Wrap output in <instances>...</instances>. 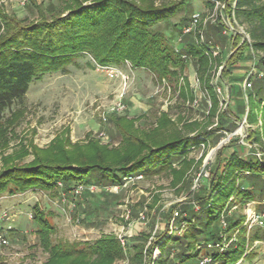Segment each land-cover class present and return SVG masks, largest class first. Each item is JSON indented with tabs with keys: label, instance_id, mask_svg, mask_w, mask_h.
I'll return each mask as SVG.
<instances>
[{
	"label": "trees",
	"instance_id": "1",
	"mask_svg": "<svg viewBox=\"0 0 264 264\" xmlns=\"http://www.w3.org/2000/svg\"><path fill=\"white\" fill-rule=\"evenodd\" d=\"M187 2L171 0L157 6L155 0H48L44 7L33 1L40 17L28 22L0 10V120L6 111L22 103L33 81L46 74L66 71V67L82 55L91 56L101 66L130 62L134 69L151 72L157 81H173L193 64L211 99L208 116L215 117L220 100L214 85H210L209 76L206 77L210 63L219 62L222 58L227 60L222 78L229 77L234 65L246 59L247 48L262 54L258 67L264 70V0L206 2L212 9L217 2L224 4L225 8L222 7L220 14L246 26L252 41L251 45L242 43L228 59L222 55L215 60L207 57L202 46L196 42L176 52L164 32L163 22L179 12L186 13ZM224 27L220 22L219 27L209 28L222 33ZM238 39H234L235 49ZM207 40V44L213 43L211 38ZM183 55L188 59L185 60ZM260 82L262 85L259 86ZM187 87L193 102L195 94L194 91L189 92V82ZM255 87L256 91L248 95L249 89ZM246 92L247 119L254 124L258 119V107L264 100L263 96L256 101L259 95H264V77L249 80ZM253 101L256 103L251 107ZM227 113H221L220 120ZM127 118L114 113L110 120L114 134L122 138L117 147L93 140L80 145L58 141L46 149L35 151V161L30 164L4 167L0 172V198L6 193L14 196L31 189L48 192L51 198L58 197L61 192L71 197L70 191L77 185H96L100 189L123 187L129 177H144L163 171L174 172L175 179L181 181L186 170L176 172L172 169L174 161L186 165L187 153L202 144L209 135L206 130L196 134V128L200 127L196 122L185 124L180 129L166 114L159 120V126L147 133L133 128V125L127 127L123 123ZM233 119L239 120L237 117ZM179 122H182V118ZM219 125L223 127V120ZM192 133L196 135L191 136ZM260 137V133L256 132L254 142L260 143ZM230 146L219 149V161L206 192L202 195H198L200 191L197 192L200 210L194 211L195 207L191 206V209L183 211L180 221L176 222L188 224L183 237L178 239L169 234L160 235L154 247L147 248L150 255L146 263L144 249L149 239L145 234L138 236L135 240L137 243L129 251L132 264H190L200 258V253L210 256V264H238L246 257V243L249 240L252 243L264 241V228L255 227L251 237H247L244 226L246 217L229 216L236 204L251 201L257 202L259 213L264 212V157L258 156V152L242 157L238 151H234L223 158ZM255 151L261 150L255 148ZM97 180L101 182L97 183ZM78 208L86 212L82 202L78 203ZM184 214L186 223L183 222ZM51 216L52 213L44 211L39 205L34 207L36 233L49 254L46 264H114L124 259L128 252V245L123 246L111 234H104L93 243H55ZM235 231H238L241 240L228 245L224 243ZM225 233L228 237H225ZM10 235L17 234L11 232ZM208 245H212V248ZM176 246L177 253L171 255V250ZM155 247L159 248L161 255L153 262L151 254Z\"/></svg>",
	"mask_w": 264,
	"mask_h": 264
},
{
	"label": "rangeland",
	"instance_id": "2",
	"mask_svg": "<svg viewBox=\"0 0 264 264\" xmlns=\"http://www.w3.org/2000/svg\"><path fill=\"white\" fill-rule=\"evenodd\" d=\"M23 1L0 0V10L26 22L36 21L40 14L33 1L44 7L48 3V0H27L23 5ZM170 1L155 0L157 6ZM207 1L212 3L211 0H188L186 13L179 12L173 18L163 22L164 32L175 46L183 24L189 23L193 14L200 13L202 24L199 30L206 32L205 41L208 42L207 38H211L212 44L220 48L221 53L218 58L223 55L228 59L244 43L243 38L240 34L225 35L223 32L217 33L209 28L210 26L219 27L220 22L227 26V18L232 25L235 22L226 15H224L225 20L221 18L220 12L222 7L225 8L224 4L212 9L206 4ZM206 19L209 20L203 24ZM245 29L248 33L246 26ZM194 36V33L185 36L183 42L179 44L180 49L189 43H194ZM236 37L239 39L235 49L234 39ZM245 42L252 44V41L251 44L246 40ZM252 50L245 49V61L251 60L248 71L251 69L254 58ZM253 53L256 62L259 63V57L262 54L254 50ZM94 61L91 56L82 55L68 65L66 71L60 70L46 74L41 79L33 81L22 103L6 111L0 120V172L6 166L34 162L35 151L46 149L58 141L80 145L93 140L110 147L119 146L122 138L114 134L110 120L114 116L112 109L115 108L123 91H125L123 103L127 110L116 113L119 116L128 117L127 121L123 122L127 127L131 128L133 125V128L147 133L157 128L159 120L166 114L180 129H183L185 124L196 122L200 127L196 128L195 133L206 130L209 135L204 138L205 141L203 140L202 144L187 153L185 162L188 163L186 165H182L178 160L174 161L172 169L176 172L186 170L181 181L175 179L174 172L167 171L144 176L135 181H133L134 177H131V181L120 190L104 192L112 196L109 197L110 199L116 201L115 205L105 208H102V203L96 199L97 196H104L100 191L89 192L91 197L87 200L83 197L84 193L76 199L66 194L62 197L59 195L51 198L48 192L34 189L14 196L6 193L0 198V226L6 229L11 227V230L6 235L8 245L0 246V264H46L48 261L49 254L42 247L33 222L34 207L38 205L44 211L52 213L50 222L55 228L52 235L55 243H93L104 234H111L119 240L124 238L127 242L128 240L133 242L135 237L145 234V237L148 236L149 239L144 249V256L148 263L150 250L147 248H153L160 235L169 234L178 239L183 237L188 224L176 223L180 221L183 211L187 208L191 209V206L195 207L194 211L200 210L197 197L208 189L212 173L219 161L220 148L231 145L227 147L223 158L228 157L234 151H238L242 157H248L255 152H258V156L264 157V100L258 107V119L254 124H251L248 119L245 121L248 104L244 98L243 80L234 83L230 106L225 103L224 99L227 98L228 89L226 90V85L222 84L231 85L234 82L228 76L222 78L223 70L220 68L226 66L227 60L222 58L219 62L210 63L208 75H206L210 78V85L212 82L215 83L221 87L223 92L222 99H219L222 106L219 105L218 112L213 118L208 116L211 99L207 89L203 86L200 75L193 68V64L185 68L175 80L165 79L168 85L165 88L162 85L163 81H157L158 79L151 72L134 69L130 62V65L126 62L111 65L128 77L127 86L122 79L110 80L96 70ZM259 68L258 71L264 72L261 69L263 67ZM195 74L200 81L198 87L192 84L196 77ZM218 76L220 79L216 80ZM188 82L189 92L194 91L195 96L200 99L198 108L193 106L187 93ZM260 85H262L261 82ZM256 88L249 89L248 95L255 92ZM263 96L259 95L256 101ZM256 101L251 103V107ZM225 111L228 113L224 115V119L220 120L221 113ZM232 117H237L239 121H235ZM180 118L182 122H179ZM222 120L223 127L219 125ZM223 131L228 132L231 137L226 144L222 143L228 139ZM256 132L262 136L260 143L253 140ZM195 133L191 136L196 135ZM255 148L261 151H255ZM198 191L200 194L197 195ZM79 202H82L86 212L78 208ZM251 202L253 203L236 204L229 216L244 215L247 217L250 208L248 205L253 208L257 207V202ZM134 204H138L137 208L132 206ZM184 217H186L185 214L183 222L186 223ZM244 226L247 228V237H251L254 228L249 231L246 223ZM11 232L17 235H10ZM224 235L228 237L226 233ZM239 237H241L240 234L235 231L224 243L227 245L231 242L236 243L241 240ZM246 244V257L238 264H264V241L252 243L249 240ZM177 246L171 250V255L177 253ZM131 249L132 247H129L124 259L117 260L114 264H132L129 255ZM200 254V258L189 263L201 264L204 259L210 258L206 254ZM151 255V261H157L161 255L159 248L155 247Z\"/></svg>",
	"mask_w": 264,
	"mask_h": 264
},
{
	"label": "built area",
	"instance_id": "3",
	"mask_svg": "<svg viewBox=\"0 0 264 264\" xmlns=\"http://www.w3.org/2000/svg\"><path fill=\"white\" fill-rule=\"evenodd\" d=\"M27 0H24L22 2V4L24 5L26 3ZM220 2H217L216 3V8H219L220 6ZM221 15V14H220ZM212 17H210L211 19ZM221 18H225L224 17V14L221 15ZM209 19H206L203 24H206V22L208 21ZM225 20V19H224ZM202 22V15L200 13H195L192 15L191 17V21L189 23H187L186 25H184L181 29V33L179 34V39H178V42L177 44L174 46L175 47V51L176 52H180V47H179V44L183 42V38L187 35H191V34H195L194 36V40L195 42L198 44H200L203 48V52L205 53V55L207 57H209L210 59H216L219 54L221 53L220 52V48L218 45H214V44H211V43H208L205 41V33L202 31V30H199V28L201 27V23ZM235 24L232 25V23L229 21V19L227 18V21H226V24L227 26H225V29L223 31V34H240L243 38V42L248 41L250 44H251V39H250V36L249 34L247 33L246 29H245V26H242L240 24L237 23V21H235ZM205 35V36H204ZM252 50V49H251ZM252 54L254 56L253 58V63H252V66H251V69L246 73V77L244 79V98L246 100V102L248 103V95H247V92H246V87L248 85V82L249 80H251L252 78H258V79H261L264 77V72L261 71V70H257L258 69V63L256 62V57L253 53V50H252ZM183 58L186 60L188 59L187 56L183 55ZM95 62V61H94ZM128 65L129 62H126ZM96 64V70L103 74L105 77H107L108 79L110 80H115L117 78L119 79H122L124 81V84L127 86V80H128V77H125V75L123 74L122 71H120L119 69L115 68V67H112V66H101L99 64ZM225 66L221 67L220 69H224ZM132 69V68H131ZM195 78L194 80L192 81V84L193 86H196L198 87V84H199V79H198V76L197 74H195ZM220 76H218V79ZM163 83V87H167V83L166 80H162ZM212 84L214 85L215 87V91L219 97V99L221 98L222 96V89L221 87H219L218 85H215V83L212 82ZM223 85H226V90L228 89V95H227V98H223L225 100V103H227L228 106H230V102H231V85H227L225 83H223ZM125 91H123V94H124ZM158 93V92H157ZM121 95V97H119V100H118V103L115 105V108L112 109L113 113H116V112H125L127 110V107L126 105H124L123 103V96L124 95ZM222 99V98H221ZM193 106L198 108L199 107V104H200V99H198V97L195 96V100L192 102ZM220 104L222 106V102L220 101ZM248 111L249 109L247 110V114H246V119L245 121L247 120V115H248ZM106 120V119H105ZM239 121V120H238ZM237 121V122H238ZM223 133H225V136L228 137V139H226L225 141H222V143H227L226 141H230L231 140V137L230 135L228 134V132L226 131H223ZM221 145V144H220ZM222 146V145H221ZM220 147V146H219ZM142 179L143 176L142 175H139L137 177H134L133 181H135V179ZM131 181V177L127 178L126 180V184L124 186H126L129 182ZM123 186V187H124ZM122 188V186H112V187H103L102 189H100V187L96 186V185H77V186H74L71 191H70V194L71 196L76 199L77 197L83 195V193L85 191H89L91 193H95V191H106V192H110V191H116V190H120ZM60 196H65V194H60ZM247 203H253V202H247ZM250 208L248 209L249 213H248V216L246 217V225L248 227V230L250 231L251 229L255 228V227H261V228H264V212L263 213H259L255 208L251 207L250 205H248ZM11 230V227H8L7 229L5 227H1L0 226V246H6L8 245V239L6 237V235L8 234V231ZM121 240V243L123 246L126 247V241L124 238H120ZM209 248H212V245H208ZM211 263V259L210 258H207V259H204L203 262H201V264H210Z\"/></svg>",
	"mask_w": 264,
	"mask_h": 264
},
{
	"label": "crops",
	"instance_id": "4",
	"mask_svg": "<svg viewBox=\"0 0 264 264\" xmlns=\"http://www.w3.org/2000/svg\"><path fill=\"white\" fill-rule=\"evenodd\" d=\"M250 63H251V60H247V61L242 60V61L237 62L234 65V67L232 68V70L230 72V76H229L231 78V81H234V82H232L231 85L234 86L235 85L234 83L236 81H242V80L244 81V79L246 77V73H247L248 69L250 68ZM192 70H193V68H192ZM111 193H109V194H111ZM101 194H103L104 196H100V197L97 196L96 199H98L102 203V208H105L107 206H111V205H115L116 204V201L114 199L112 200V199L109 198V197H112L111 195H108V194H105V193H101ZM106 195H108V196H106ZM83 197L86 198V200H87V199H89L91 197V194L88 191H85ZM132 206H134V207L136 206V208H137L138 204H134ZM136 238L137 237H135L134 239L132 238L133 239V242H131V241L129 242V240L127 242L125 240L126 241V244L128 245V249H129V247H133L137 243L135 241Z\"/></svg>",
	"mask_w": 264,
	"mask_h": 264
},
{
	"label": "water",
	"instance_id": "5",
	"mask_svg": "<svg viewBox=\"0 0 264 264\" xmlns=\"http://www.w3.org/2000/svg\"><path fill=\"white\" fill-rule=\"evenodd\" d=\"M221 147V146H220ZM219 148V147H218Z\"/></svg>",
	"mask_w": 264,
	"mask_h": 264
}]
</instances>
